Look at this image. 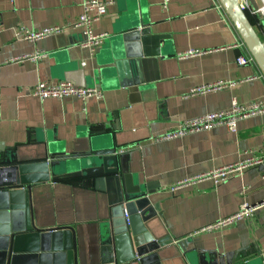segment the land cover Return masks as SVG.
<instances>
[{"label":"crops","instance_id":"1","mask_svg":"<svg viewBox=\"0 0 264 264\" xmlns=\"http://www.w3.org/2000/svg\"><path fill=\"white\" fill-rule=\"evenodd\" d=\"M85 1L0 0V179L15 175L12 166H26L19 170L36 178L45 168L35 165L51 162L62 152H89L91 139L104 133L98 138L121 156L117 167L127 186L154 191L150 199L159 205L160 215L144 226L156 241L167 243L154 259L126 264H217L236 252L264 264V167L246 166L222 182L195 180L264 156V114L239 120L235 132L219 126L162 143L148 140L185 119L227 110L232 100L247 105L264 98V76L256 63L236 64L238 56L249 53L220 2L169 0L164 7V0H98L107 3V14L93 24V31L108 38L93 57L80 47V31L36 42L15 37L19 26L41 30L73 21ZM127 20L139 22L138 29L147 30L153 41L143 44L133 37L130 59L117 73L107 70L113 67L112 40L126 29ZM192 49L203 53L179 58ZM37 51L46 56L36 62L19 60ZM42 81L95 87L103 96L39 100L31 91ZM209 85L220 87L185 98L190 89ZM62 169H49L48 181L19 194L26 200L29 231L18 243L13 264L106 260L110 200L104 185L95 188ZM184 181L189 182L172 190ZM242 204L254 206L253 214L225 228L206 230L237 213ZM61 227L72 231L71 262L64 239L41 247V236ZM184 240L192 259L179 247ZM257 260L253 264H259Z\"/></svg>","mask_w":264,"mask_h":264},{"label":"water","instance_id":"2","mask_svg":"<svg viewBox=\"0 0 264 264\" xmlns=\"http://www.w3.org/2000/svg\"><path fill=\"white\" fill-rule=\"evenodd\" d=\"M218 1L249 55L264 76V43L259 38L246 14L240 9L238 0ZM127 22L129 24L126 29L118 31L117 36L112 40L109 63L113 67H108L107 70L113 69L119 73L121 68L127 64L126 60L130 59L129 48L134 45L132 44L133 37L142 41L143 44L153 41V38L148 36L147 30L138 29L139 22L134 23L132 20H127ZM141 27H144V25L141 24ZM100 71L103 72L102 69ZM103 134L97 133L91 139L92 149L89 152L73 156H67L62 152L59 156L51 158V162L35 165L38 169H41L40 167L45 168L40 170L42 174H37L36 178L31 177L30 174H25V172H22L23 170H19L26 166H12L10 169L15 171V175L0 179V217H2L0 223V256L4 264H13L17 257L15 254L19 250L18 243L27 236L26 234L29 231L25 224L26 200L20 195H24L25 191L28 192L32 184L48 181L49 169L59 166H62V170L69 172L68 174L72 177H83L86 182L93 184L95 188L97 185H104V191L108 194L110 200L109 237L104 246L107 257L102 264H126L136 259L144 263L154 259L157 250L167 244L164 240L156 241L144 226V223L153 216L160 215L159 205L151 203L150 196L153 195L154 191L150 188L144 189L141 186L136 189L127 186L124 175H119L117 167V162L118 160L121 161V156L116 155L115 148L108 147L105 145V141L98 138L99 135ZM263 167L264 164L260 166V169ZM124 212L128 215L127 219L124 217ZM18 223L22 224L18 225ZM31 227L33 228V225ZM36 232L40 233L39 231ZM46 233L41 236V247L50 246L51 242L55 244L57 240L59 241L62 238L66 244L64 251L68 253L71 262L72 250L74 249L71 229L61 227L46 231ZM187 244L188 241L184 240L179 243V247L187 258L192 259V251L185 249ZM53 249L57 250L54 247ZM239 254H241L240 258H238ZM247 258L243 252H236L228 255V258L221 257L217 260V264L256 263L257 259L249 261ZM257 262L262 264V259H258Z\"/></svg>","mask_w":264,"mask_h":264},{"label":"built area","instance_id":"3","mask_svg":"<svg viewBox=\"0 0 264 264\" xmlns=\"http://www.w3.org/2000/svg\"><path fill=\"white\" fill-rule=\"evenodd\" d=\"M169 0H164L163 6L166 7ZM240 9L255 21L252 25L257 32L259 38L264 43V30L261 28V22L264 20V0H238ZM107 14V3L98 0H88L83 3V12L76 19L63 26H53L43 28L41 30H31L25 27H16L14 30L15 37L21 38L28 42H36L42 39H46L50 36L61 35L71 30L80 31L83 36L81 48L85 49L90 57H93L96 52L101 48L104 41L108 38L106 33H95L93 31V24L98 22ZM241 45H244L243 42ZM203 51L188 50L179 55V58L197 56L202 54ZM46 54L43 52H35L33 54L25 55L19 60L39 61ZM253 58L250 55H240L236 58V64L239 66L245 65L249 62H253ZM84 62L81 65L84 66ZM220 87L217 86H201L190 91L185 95V98H189L195 95H202L208 92L210 89ZM32 95L39 100L48 98L63 99L66 97L76 98L81 101H85L90 98L101 99L102 91L95 87H85L75 85L68 81H61L58 83H50L42 81L37 83L31 91ZM264 114V98L254 101L250 104H240L236 100L231 101L230 108L227 110L214 111L193 117L181 121L175 128L165 131L162 134L150 137L148 140L151 143H162L178 138L185 137L194 133L207 131L219 126H225L231 132L236 131V124L239 120L263 115ZM122 152V151H121ZM264 164V156L250 157L245 161L236 163L235 165L227 166L218 169L212 173H209L203 177L196 178L199 180L204 177L213 178L215 182H222L230 178V176L236 171L246 166H256ZM189 181H184L174 186L172 190L177 189L178 186L184 185ZM255 207H250L247 204H242L239 211L232 216L223 218L217 221L215 224L206 228L208 231L218 230L225 228L243 217L252 215ZM124 217L127 219L128 215L124 212Z\"/></svg>","mask_w":264,"mask_h":264},{"label":"trees","instance_id":"4","mask_svg":"<svg viewBox=\"0 0 264 264\" xmlns=\"http://www.w3.org/2000/svg\"><path fill=\"white\" fill-rule=\"evenodd\" d=\"M248 20L250 21L251 25H254L255 21L252 17H250L249 15H247Z\"/></svg>","mask_w":264,"mask_h":264}]
</instances>
